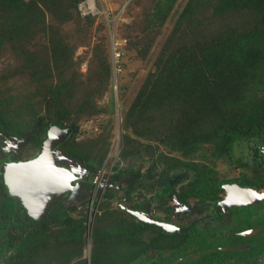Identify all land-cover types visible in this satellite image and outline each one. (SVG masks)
<instances>
[{"label": "rangeland", "instance_id": "rangeland-1", "mask_svg": "<svg viewBox=\"0 0 264 264\" xmlns=\"http://www.w3.org/2000/svg\"><path fill=\"white\" fill-rule=\"evenodd\" d=\"M69 1L44 6L14 37L10 31L19 30L0 12V110L7 117L0 121L9 152L29 138L16 149L19 158L29 159L38 154L50 126L57 125L54 120L63 118V126L73 131L57 155L93 184L77 183L57 206L65 220L56 210L44 222L27 225L24 216L14 219L5 233L11 250L2 264H124L178 237L152 223L142 226L123 206L186 225L200 214V204L224 197L223 183L264 189V173L248 162L254 141L234 145L231 153H221L215 141L175 148L163 137L174 130L182 109H149L136 101L166 47L230 25L249 28L253 17L237 14L214 22L200 16L195 30L179 33L174 44L173 30L188 0H177L162 25L150 18L158 0H93L94 7L81 0L71 9ZM52 39L65 45L66 63L52 61ZM65 82L63 92L52 97L50 86ZM205 118L206 129L219 120L211 111ZM171 158L193 161L199 169H174ZM103 182L121 188H103ZM242 209L235 213L236 222L262 219L260 208Z\"/></svg>", "mask_w": 264, "mask_h": 264}, {"label": "trees", "instance_id": "trees-1", "mask_svg": "<svg viewBox=\"0 0 264 264\" xmlns=\"http://www.w3.org/2000/svg\"><path fill=\"white\" fill-rule=\"evenodd\" d=\"M80 1L70 0L69 8L78 7ZM176 1L158 0L151 20L164 24ZM61 3L63 0H0V12L6 24L10 20L13 29L19 30L10 31L16 32L10 34L14 37L23 28L27 29L32 17L42 12L44 6H60ZM237 14L253 17L254 23L245 29L230 25L209 37L166 47L137 97V104L149 109L153 106L182 109L174 130L163 137L175 148L191 149L199 142L215 141L221 153H231L234 145L264 139V0H188L170 42L175 44L179 33L194 31L202 21L200 16L206 15L215 22ZM64 52L65 45L59 39H52V61L66 63L69 57L64 56ZM68 85V82L51 85L50 94L57 97ZM208 111L216 112L219 120L206 129ZM0 119L7 120L1 110ZM63 121L59 118L54 123L64 127ZM72 152L74 155V149ZM171 159L169 164L174 169H199L193 161ZM169 178L166 185H170ZM15 200L19 201L7 197L1 205L4 214H0L9 215L11 219ZM256 208L261 209L262 219H255L257 213H254L255 220L246 223H217L223 219L219 216L183 233H171L159 226L165 235L177 236L178 240L171 245H159L153 254L145 249L129 257L124 264H264V205L245 207L242 211ZM213 210L212 207L211 212ZM55 213L65 220L61 210ZM140 224L149 225L145 221ZM256 226L261 230L253 236L239 233ZM10 250L11 244L0 226V261Z\"/></svg>", "mask_w": 264, "mask_h": 264}, {"label": "water", "instance_id": "water-1", "mask_svg": "<svg viewBox=\"0 0 264 264\" xmlns=\"http://www.w3.org/2000/svg\"><path fill=\"white\" fill-rule=\"evenodd\" d=\"M72 131L71 127L50 126L41 152L36 157L10 162L6 167L5 179L8 192L12 197L20 198L29 215L36 220L45 219L53 206L74 190L77 181L87 180L75 169L61 164L57 158L58 146L70 137ZM113 186L119 187L115 184ZM224 188L226 195L218 201L216 213L264 202V191L260 189L243 187L237 182L226 183ZM123 207L140 220L157 224L172 233L184 232L195 223L192 222L191 225L184 227L156 219L141 210ZM258 231L259 228L248 229L241 234L251 236Z\"/></svg>", "mask_w": 264, "mask_h": 264}, {"label": "flooded vegetation", "instance_id": "flooded-vegetation-1", "mask_svg": "<svg viewBox=\"0 0 264 264\" xmlns=\"http://www.w3.org/2000/svg\"><path fill=\"white\" fill-rule=\"evenodd\" d=\"M2 122L0 121V212L3 213V207L1 206L2 203L4 202V200L11 196L10 193L8 192V188L6 186V179H5V170H6V167L8 166V164L10 162H15V161H25V160H29V159H32L34 157H36L40 152H41V149H42V144H43V141L45 140V138L41 141L40 143V149H39V152L36 156L32 157V158H29V159H21L17 156V152H16V149H21L22 146L26 143V141L29 139H25L23 138V140H20L17 145L15 146V152H9L8 150V143L5 141L6 137L3 136L4 133H5V128L4 126H2L1 124ZM48 131V130H47ZM62 144V143H61ZM264 144V139H262L261 141H258V142H253V144H251V148L252 150L254 151L253 152V157L250 158L248 160V162L254 166L255 168H257L260 172L264 173V150H260L261 146ZM7 146V147H6ZM60 146V145H59ZM58 146V148H59ZM259 147V150L257 149ZM58 151V149H57ZM263 156V157H262ZM57 158L59 160V162L63 165H66L65 163H62L61 159L58 157L57 155ZM87 178V180H81V181H77V183H80V182H84L86 183L87 185H92L93 182L91 181V179L84 175ZM234 182V181H232ZM226 183H229V182H226ZM226 183H223L222 184V187L224 188V184ZM239 183L241 186L243 187H252V188H257V189H260L258 187H255V186H252V185H246L245 183H242V182H237ZM98 184V182H95L94 183V187ZM119 185L117 183H109V182H103L102 185H103V188H106V187H111V188H119V187H116V186H113V185ZM76 186V185H75ZM121 188V187H120ZM225 189V188H224ZM261 191H264V189H260ZM226 192V190H225ZM127 193H129V191L127 190ZM8 194V195H7ZM69 195V194H68ZM67 195V196H68ZM226 195V193H225ZM224 195V196H225ZM67 196H65L64 198H62L61 200H59L54 206L53 208L51 209V211L49 212L48 216L43 219V220H36L34 219L31 215H29L27 209L24 207L22 201L20 198L18 197H14V198H18V200H15V209L11 215V219H8V216L3 215V214H0V226L3 227L5 233H7L8 231V228L11 227L10 224L14 223V219H16L18 216H24L26 218V223L27 225L29 224H32V223H35V222H44L46 221L47 219H49V216L53 213L54 210L57 211V206L61 203V201L63 199H65ZM12 197V196H11ZM223 198V197H222ZM221 198V199H222ZM127 199V198H126ZM221 199L217 200V201H214V202H211V201H206V202H203L202 204H200V206L198 207L199 209V212L200 214L193 218L188 224L186 225H182V224H179L177 222H172V221H167V222H171V223H174V224H178L180 226H189L192 224V222H195L193 223V225L186 231H189L190 229L193 228V226H195L196 224H199V223H202V224H205L206 222H208V220L210 219H217L219 216H223V219L222 220H218L217 223H223V222H226V223H230L231 221L235 222L236 223V217H235V213L237 212H240V210L238 209H241V208H245V207H252V206H245V207H234L224 213H216V207H217V203L218 201H220ZM215 204V205H213ZM257 205H264V202L263 203H260V204H256V205H253V206H257ZM214 208V210L211 212V208ZM237 209V210H236ZM62 211V210H61ZM58 214V213H56ZM29 217H31L34 221L30 220ZM6 219L9 223V226L6 225H3V220ZM160 220V219H159ZM197 220V221H196ZM164 221V220H163ZM154 224V223H152ZM157 225V224H156ZM159 226V225H157ZM204 225H202L203 227ZM161 227V226H160ZM163 228V227H162ZM254 228H259V231L261 230L260 227L256 226V227H248L242 231H240L239 233L241 234V232L245 231V230H248V229H254ZM164 229V228H163ZM165 230V229H164ZM166 231V230H165ZM184 231V232H186ZM258 231V232H259ZM258 232H255L253 233L251 236H253L254 234L258 233ZM172 233V232H171ZM176 233H183V232H176Z\"/></svg>", "mask_w": 264, "mask_h": 264}, {"label": "bare ground", "instance_id": "bare-ground-1", "mask_svg": "<svg viewBox=\"0 0 264 264\" xmlns=\"http://www.w3.org/2000/svg\"><path fill=\"white\" fill-rule=\"evenodd\" d=\"M90 4L92 7H94V1L93 0H90ZM56 134V132L54 133V135ZM46 166V165H45Z\"/></svg>", "mask_w": 264, "mask_h": 264}, {"label": "built area", "instance_id": "built-area-1", "mask_svg": "<svg viewBox=\"0 0 264 264\" xmlns=\"http://www.w3.org/2000/svg\"><path fill=\"white\" fill-rule=\"evenodd\" d=\"M116 55H117V56H116V57H117L116 59L119 60V57H120L121 53L118 52V53H116Z\"/></svg>", "mask_w": 264, "mask_h": 264}]
</instances>
